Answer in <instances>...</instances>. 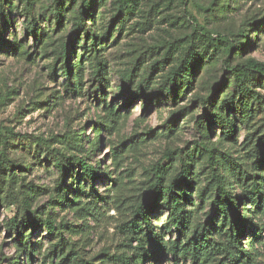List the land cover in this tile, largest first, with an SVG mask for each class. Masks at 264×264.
<instances>
[{"label":"rangeland","instance_id":"374dc122","mask_svg":"<svg viewBox=\"0 0 264 264\" xmlns=\"http://www.w3.org/2000/svg\"><path fill=\"white\" fill-rule=\"evenodd\" d=\"M28 2L30 16L21 12L23 2L12 0L14 25L2 21L0 27V264L74 263L67 257L51 259L54 240L43 224L33 227L30 221L29 227L21 233L25 238L33 232V237L26 238L25 242L34 248L35 256L32 262L26 263L20 256L17 237L7 227L15 216L19 222L23 217L41 222L49 217L65 228L67 254L72 248L80 257L105 264L107 253L113 255L124 250V238L118 227L131 219L135 208L148 199L155 166L158 163L169 166L168 153H173L176 160L170 170L173 174L179 158L198 159L195 150H200L203 142L196 120L209 109V104L202 105L203 101L219 102L235 95L236 78L232 69L237 65L251 60L264 64V0ZM85 4L90 6L87 29L91 28L98 39L106 41L100 55L107 73L100 82L93 74L92 61L86 62L82 67V83L77 85L78 92L73 93L68 90L62 73H54L51 68L62 41L73 37L74 19ZM89 14L95 17L93 27ZM58 15L62 18L60 25ZM124 16L125 26L121 32ZM31 19L45 32L41 44L26 29ZM201 27L211 33L212 41L202 37ZM84 36L82 34V38ZM218 36L229 38L235 46L240 45L242 55L238 56L235 50L228 52ZM14 43L22 44L27 53L22 54L23 48L21 53L15 51ZM74 50L76 54L71 63L79 65L82 51L77 42ZM190 51L204 59L200 67L197 66L193 89L184 98L180 96L174 101L165 92V77L173 66L190 60ZM59 64L60 60L56 66ZM251 78L250 87L259 94L262 107L256 120L261 121L264 120V77ZM105 105L113 107L116 114L112 115ZM175 115L178 122L172 124ZM250 131L251 128L239 124L236 142H226L224 138L220 141L222 130L213 127L208 148L218 147L221 158L227 153L229 169V161L250 166L244 148ZM74 135H81L82 154L72 150L73 141H68ZM98 137L101 144L91 152ZM74 154L92 165L98 178L94 183L85 179L72 162L64 184L60 185L63 188L59 190L60 174L49 157L69 158ZM229 154L231 157L227 158ZM7 161L20 167L15 173L21 179L12 189L17 190L23 206L21 203L7 207L1 204L8 190L3 168ZM196 162V169L204 163ZM201 173L202 180L194 183L187 208L197 212V222L205 223L212 208L209 202L200 199L198 190L204 187L209 171L205 175ZM166 174L169 177V173ZM241 192L238 186L236 194ZM23 209L29 216H23L26 213ZM160 209L151 215L157 231L168 217V212ZM255 219L254 224L261 234L257 250L261 251L264 262V207ZM252 237L253 234L246 232L244 243ZM179 238L177 232L166 235V240ZM145 264L176 262L165 255L157 262L147 259Z\"/></svg>","mask_w":264,"mask_h":264},{"label":"trees","instance_id":"16d2710c","mask_svg":"<svg viewBox=\"0 0 264 264\" xmlns=\"http://www.w3.org/2000/svg\"><path fill=\"white\" fill-rule=\"evenodd\" d=\"M28 1L18 0L24 4L21 12L30 16L31 7ZM84 6L82 12H79V16L74 19L73 37L62 41L58 51L56 50L55 65L51 68L54 73L55 71L62 73L68 83V90L73 93L78 92V86L82 83V67L86 62L92 61L95 66L93 74L100 82L107 73L102 54L100 55L101 51L106 48V41L101 37L98 39L91 28L87 29L86 16H88L90 6L87 4ZM13 10L12 0H0V27L2 21L7 25H14L11 19ZM18 10L17 6L16 11ZM89 16H91V21H89L93 27L96 22L95 17L90 14ZM125 17L121 20V32L124 31ZM57 21L59 25L62 23V18H59V15ZM26 24L28 33L38 44H41L45 38V32L33 19L28 20ZM200 32L202 37H207L209 41H212L213 36L207 29L201 27ZM106 33L109 35L110 31ZM82 34L85 35L84 38H82ZM218 38L228 52L231 53L235 50L238 56L242 55L243 49L240 45L235 46L227 37L218 36ZM2 42L7 44L5 41ZM76 42L82 51L79 65L71 63V58H74L76 54L74 50ZM14 46H16L15 51L21 53L20 50L23 48L22 54L27 53L22 44L14 43ZM189 55L191 56L190 60L188 58L181 64L173 66L165 77V92L174 101L178 100L180 96L184 98L193 89L198 68L204 59L202 55L192 53V51L189 52ZM59 60L60 64L56 66ZM198 65L199 67H197ZM232 70L236 78L235 95L219 102L203 101L202 103L205 106L209 104V109L196 120L197 129L203 142L200 150H195L198 159L186 161L179 158L173 174H170L176 161L172 157L173 153H168L169 166H162L161 163L155 166V178L151 183L148 199L135 208L131 219L118 227L124 238V250L113 255L107 253L105 264H145L147 259L157 262L165 255L173 257L176 264H186V262L190 264H264L262 253L257 250L261 234H258L259 230L254 224L255 216L261 213L264 207V120H256V114L262 107L259 94L255 93L256 91L252 90L249 84L254 75L264 77V64L251 60L245 65H237ZM108 107L111 114L115 115V109L110 105H105V108ZM190 113H193V110ZM172 122V124L178 122L177 115L174 116ZM239 124L242 127L251 128L244 143L246 158L250 160L251 164L250 166L244 163L233 164L229 161L231 168L229 169L228 165L226 166L225 154L227 153H223L224 156L221 158L222 153L219 156L218 147L208 148V143L212 142L213 127L222 130L220 141L224 138L226 142H236ZM68 141H73L70 143L74 148L72 150L79 154L83 153L84 145L81 135H74ZM100 141L98 137L91 152L99 148ZM79 154H74L69 158L65 156L61 158L49 157L60 174L59 190L63 188L60 185L64 184L63 181L69 174L72 162L85 179H89L93 183L97 180V170L82 160ZM230 157L229 154L227 158ZM220 159L224 161L221 162ZM196 161L204 163L196 169ZM3 168L8 182V190L1 204L7 207L21 203L23 206V200L20 202L17 190L12 189V185L19 184L21 179V176L15 173V170H20V167L18 168L13 162L7 161ZM207 171L209 173L204 179V187L198 190V196L203 202H209L212 214L205 223H202L195 220L197 212L188 210L187 205L192 200L191 192L194 183H200L201 172L205 175ZM166 172L169 173V177ZM238 186L242 191L240 195L236 194ZM158 208L168 212L167 222L159 228L160 231H157L151 222V215L157 212ZM23 210L26 212L25 209ZM23 216H29V214L26 212ZM27 219L23 217V220L19 222L15 216L7 224L8 230L14 232L17 237L20 256L25 258L26 263L32 262L35 256L34 248L25 242L26 238L33 237V232H30L25 238L21 233L22 230L29 227L28 222L30 221L33 227H40L43 224L46 233L54 240L49 255L51 259L64 260L67 257L73 260V264H95L92 260L80 257L72 248L68 254L66 253L67 245L64 239L66 231L62 225H56L49 217L44 222L32 221L28 217ZM173 232L178 233L179 240H166V235ZM246 232L253 234V237L244 243L243 236ZM262 247L264 248V243Z\"/></svg>","mask_w":264,"mask_h":264}]
</instances>
